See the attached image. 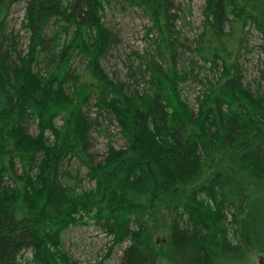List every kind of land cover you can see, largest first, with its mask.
I'll list each match as a JSON object with an SVG mask.
<instances>
[{
    "label": "trees",
    "instance_id": "1",
    "mask_svg": "<svg viewBox=\"0 0 264 264\" xmlns=\"http://www.w3.org/2000/svg\"><path fill=\"white\" fill-rule=\"evenodd\" d=\"M109 1L0 0V264H77L63 232L89 221L112 236L108 254L127 243L119 264H264V95L243 83L238 60L248 25L264 38V0H205L194 50L218 74L196 109L182 98L190 58H177L173 2L121 0L140 7L158 36L155 53H135L145 87L130 90L100 62ZM18 2L23 51L6 32ZM93 99L126 141L110 142L100 161L83 111ZM72 160L93 187H82L79 169L62 171Z\"/></svg>",
    "mask_w": 264,
    "mask_h": 264
},
{
    "label": "rangeland",
    "instance_id": "2",
    "mask_svg": "<svg viewBox=\"0 0 264 264\" xmlns=\"http://www.w3.org/2000/svg\"><path fill=\"white\" fill-rule=\"evenodd\" d=\"M173 7V25L179 30L181 36L177 38V58H190L187 61L189 75L181 83L182 98L193 108H197V97L204 92L206 82L215 80L216 69H212L209 63L204 64L195 52L196 38L202 30L204 19L203 9L205 0H171ZM25 14V4L18 2L10 6L7 13L6 32L16 38V47L23 51L28 43V35L22 27ZM102 22L109 32V40L104 54L100 56V62L106 74L115 82H123L130 90H142L145 83L140 78L136 67L139 59L135 53H155L157 31L153 28V22L149 16L138 6L121 0H110L105 4ZM52 21L45 28L48 37H52L55 29ZM248 32L244 48L240 49L238 60L241 68V77L244 84L250 86L252 91H258L264 95V51L261 43L264 38L254 25L247 26ZM188 51L185 48H190ZM192 60V65H189ZM181 59L178 60L180 63ZM195 61V62H194ZM196 61L198 64H196ZM86 61L77 57L72 61V70L81 73ZM202 66V67H200ZM137 71V72H136ZM95 100L84 106L83 111L92 122L90 130V152L96 161H100L108 151V145L112 142L115 148L125 147L126 141L121 136L119 128L107 112L99 114L95 106ZM61 123V120H58ZM31 134H37L35 123L29 125ZM62 171H71L74 175L79 169V177L82 179V187L89 189L94 186L87 176V168L79 161H65ZM159 233V232H158ZM162 232L157 236L162 239ZM62 247L71 260L77 264H119L121 256L127 245H117L108 254L112 236L100 225L89 221L88 223L74 225L63 232ZM26 259H32L30 251L25 252ZM29 264H38L30 261Z\"/></svg>",
    "mask_w": 264,
    "mask_h": 264
}]
</instances>
